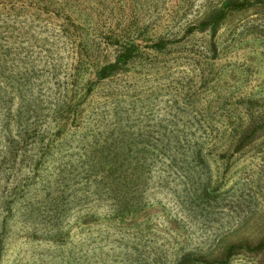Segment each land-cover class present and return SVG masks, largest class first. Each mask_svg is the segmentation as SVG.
<instances>
[{"label": "rangeland", "instance_id": "rangeland-1", "mask_svg": "<svg viewBox=\"0 0 264 264\" xmlns=\"http://www.w3.org/2000/svg\"><path fill=\"white\" fill-rule=\"evenodd\" d=\"M224 1L14 0L3 10L12 26L3 36L19 49L47 40L63 73L73 67L79 41L89 69L112 62L125 43L137 46L125 72L93 86L80 128L58 142L53 158L76 167L111 134L113 150L128 144L136 152L129 167H138L143 153L149 173L114 183L129 194L137 188L132 199L141 211L122 218L108 203L45 206L51 169L28 186L30 200L16 199L6 213L0 176V264H178L185 255L220 264L225 244L240 241L250 250L264 242V138L242 152L228 150L249 120L264 118V7L226 16L214 35L189 31ZM158 42L164 50L149 47ZM45 131L56 128L48 122ZM197 143L206 153L201 166L192 160ZM160 151L164 156L155 157ZM66 183L68 201L79 199L80 183ZM32 202L37 211L24 210ZM242 251L225 264H264V250Z\"/></svg>", "mask_w": 264, "mask_h": 264}, {"label": "trees", "instance_id": "trees-1", "mask_svg": "<svg viewBox=\"0 0 264 264\" xmlns=\"http://www.w3.org/2000/svg\"><path fill=\"white\" fill-rule=\"evenodd\" d=\"M13 1L0 0V176L6 178L1 192V204L4 211L8 213L11 204L16 199L27 198L30 200V197L27 196L28 186L32 181L42 180L41 172L45 169L46 171L51 169V172L46 176L54 177L48 184H54V188L51 186V191L46 192L43 203L45 206L60 210V207L63 208L74 200L75 202L77 200V204L80 206L83 204L84 207L94 201L97 204L108 203L110 209L116 213V217L122 218L135 213V211L140 212L141 206L132 199H135L133 195L137 188L131 194H129L131 190L120 188L115 190L113 188L114 183L122 184L132 173L136 180L143 179L145 172L149 173L148 164L145 163L147 158L143 156V153H139L140 156L137 158V162L140 161L139 166L129 167L128 161L136 152L127 143L121 147L116 146V149L113 150V142L109 140L112 137L110 134L104 137L101 146L92 148L87 156L84 155L85 160L78 162L79 165L77 164L76 167L75 164L61 166L60 159L53 158L54 152H60L57 149L61 143L58 142L65 136L74 134L80 128L84 119L82 107L93 86L125 72L128 63L132 62L138 54L137 46L125 43L119 47L112 62L95 65L89 69V56L84 53L86 48L83 46V42L79 41L72 48V50L78 51L74 65L70 71L67 68L64 69L63 73L58 64H53L55 60L51 61L52 59L48 55L53 56V53L52 50L50 52L52 44L49 45L47 40H34L32 44L27 43L19 49L13 40L3 36V33L10 30L12 26L1 18L2 13L7 6L13 7ZM20 1L25 3L24 0ZM259 7H264V0H225L220 8L207 18L205 23H201L196 29L189 31H209L211 35H214L226 16L243 15L250 11L255 13ZM7 15L5 14L4 18ZM149 47L156 51H162L166 44L158 42ZM213 52L214 50H212V54ZM81 72L88 74V77L83 81ZM60 73L63 75V80H55L49 84L48 77L54 79ZM68 78L73 80L68 83ZM79 80L81 81L79 82ZM52 86L57 89L54 92V97H50L52 90L50 87ZM247 105L251 107L252 103L247 102ZM48 122L54 124L55 132L49 134L45 131V125ZM121 137H123L122 142H125L126 136L121 134ZM263 138L264 118H253L233 136L228 149L230 150L229 154L252 148ZM65 145L64 142L63 146ZM203 147L204 143H197L193 148L192 160L198 166L204 162L206 153H204ZM164 153V151L156 152L155 157L157 155L163 157ZM226 153L227 150H224L221 154L226 156ZM166 160H169V166L175 165L176 159L173 154H168ZM55 161L57 166L53 163ZM68 180L72 183L73 181L76 184L80 183L79 190L82 191L79 199L75 198L70 202L65 195V191L68 189L66 183ZM207 194L210 195L208 192L204 195ZM34 198L33 196L32 199ZM34 204L37 205L33 202L28 203L24 210L27 212L37 211ZM60 204L61 206H59ZM240 243L239 241L225 244L222 249L223 260L219 263L225 264L231 256L242 253V250L252 253L264 250V242L257 243L250 250L247 246H241ZM189 256L181 257L178 264H209L202 262L199 258Z\"/></svg>", "mask_w": 264, "mask_h": 264}]
</instances>
